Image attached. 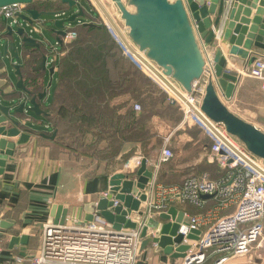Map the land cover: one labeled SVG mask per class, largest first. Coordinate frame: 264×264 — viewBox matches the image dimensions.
Listing matches in <instances>:
<instances>
[{
	"label": "water",
	"instance_id": "95a60500",
	"mask_svg": "<svg viewBox=\"0 0 264 264\" xmlns=\"http://www.w3.org/2000/svg\"><path fill=\"white\" fill-rule=\"evenodd\" d=\"M83 1L92 9L89 0H0V8L11 4L26 6L8 19L1 20L0 80L3 82L0 84V137L3 138H0V168L8 157L13 156L15 149V143L8 142L6 138L18 136L16 144L26 143L31 133L28 123L34 117L48 116L42 109L46 91L35 92L37 77L25 83L23 73L28 71L29 75H37L48 72L49 87L55 70L47 65V61L54 48L62 47L67 23L74 22L78 17L87 19L88 12ZM92 1L115 27L99 0ZM109 1L119 11L125 36L116 30L127 48L142 60L160 83L185 103L187 100L182 92L191 93L192 82L201 76L204 67L199 41L209 47L216 44L212 55L213 80L209 79L204 86L200 111L211 122L221 124L228 136L235 138L248 153L264 164V133L228 111L217 93L219 90L225 99H230L236 83V77L226 71L227 63L244 69L255 59L253 48L264 51V0H126L127 5L134 8L133 12L121 0ZM49 2H58L62 7L53 8ZM66 11L74 12L63 18ZM212 15L215 17L211 20L209 16ZM83 26L95 27L96 24L89 21ZM212 28H220L221 37L218 38ZM46 35L54 38L55 45H50ZM223 43H227L228 49ZM141 54L158 69L145 62ZM10 72L18 78L16 82L11 81ZM164 77H168L170 82ZM55 135L56 130L50 134H39L45 140H54ZM135 174L134 181L128 180L123 173L112 175L110 194L121 204L113 207V202L103 197L84 204L83 222L92 221L93 214L98 213L113 229L118 230L122 225L134 228V224L124 217L128 212L136 211L145 199L140 191L152 177L145 167V160ZM66 215L65 207H53L49 224H64ZM170 217L173 223L159 224L152 218L146 223L141 231L142 237L152 230L154 235L143 240L141 251L155 243V251H162L176 259L184 258L188 246L180 245L181 236L175 234L183 218L182 212L170 207L166 214L160 215L165 221ZM199 234L194 231L188 239L197 240Z\"/></svg>",
	"mask_w": 264,
	"mask_h": 264
},
{
	"label": "built area",
	"instance_id": "2783aa9c",
	"mask_svg": "<svg viewBox=\"0 0 264 264\" xmlns=\"http://www.w3.org/2000/svg\"><path fill=\"white\" fill-rule=\"evenodd\" d=\"M121 1L125 5V1ZM111 4L115 18L118 19L119 11L113 2ZM25 7L23 4H11L0 8V13L8 19ZM103 25L122 54L135 68L160 84L168 94L170 103L182 109L184 119L199 128L210 140L207 162L217 167L218 175L212 179L207 172H200L184 177L178 184L156 183L150 188H147V183L140 191L145 196L144 201L140 202L136 211L128 212L124 217L126 221L134 224V228L122 225L118 230L113 229L98 213H94L92 221L88 222L68 216L64 224H45L39 234V249L30 264H138L143 240L154 235L152 230L142 237V229L151 218L159 224L173 223L172 217L165 221L160 215L166 214L170 205L173 207L174 204L181 207L191 206L197 211L195 214H189L185 210H176L182 212L183 218L178 223L175 234L181 236L180 245H187L188 248L184 258H178L175 264H207L211 257L213 260L210 264H229L233 258L251 255L259 259L264 249V164L248 153L235 138L228 136L221 124L211 122L200 111L204 86L209 79L213 80L214 63L210 49L202 43L203 41H199L204 67L201 76L192 82L191 93L181 91L187 100L185 103L176 98L165 84L160 83L142 60L127 48L117 32L119 29L116 25L115 28L107 20L103 21ZM212 29L218 38L221 37L220 28ZM76 30L77 28L65 27L62 46L77 39ZM56 49H53V55L49 57L47 65L56 66ZM141 57L158 69L143 54ZM244 76L262 81L264 88V56L255 57ZM164 78L170 82L168 77ZM221 98H224L223 94H220L219 99ZM132 108L135 112L141 110L138 103H134ZM160 151L161 163H166L174 157L173 151L167 146ZM144 160L146 167L147 160L144 157L140 154L133 155L123 164L122 169L129 174H135ZM102 197L111 200L113 207L121 204L114 200L110 192L102 194ZM209 200L213 201V205L206 210ZM220 212L223 214L219 215ZM194 231L200 233L197 240L188 239ZM155 247L156 244L152 243L147 245L145 250ZM1 250L2 239L0 252Z\"/></svg>",
	"mask_w": 264,
	"mask_h": 264
},
{
	"label": "crops",
	"instance_id": "0c3cea01",
	"mask_svg": "<svg viewBox=\"0 0 264 264\" xmlns=\"http://www.w3.org/2000/svg\"><path fill=\"white\" fill-rule=\"evenodd\" d=\"M101 1L99 0V2ZM49 4L53 8L62 7V4L58 2H49ZM103 8L123 34L124 27L115 18L112 7ZM92 11L96 13V16L94 18L88 13V22L101 25V22L107 20L100 9L92 7ZM209 17L212 20L215 15ZM2 19L4 17L0 13V32L3 30ZM223 45L228 49L227 43H223ZM207 47L213 55L217 46L213 43L212 47ZM61 49L62 47H58V51L56 50L54 53L58 60L54 66L53 70L55 71L49 87L47 86L48 72L37 75H29L28 71L23 73L25 83H28L30 78L37 77L38 85L35 87V92L46 91L42 109L48 116L34 117L28 123L31 133L26 143L16 144L18 136L6 138L8 142L15 143V149L13 156L8 157L4 161L3 167L0 168V239H2L0 264H30L39 249V234L43 226L49 224V220H51L53 207L63 206L67 209L66 217L72 216L83 221L84 204L96 202L102 197V194L110 192L109 182L112 175L123 173L127 174L128 180L136 179V174H129L124 169L107 173L102 164L96 166L93 164L95 161L87 157L76 159L73 153L66 150L60 151L53 143L55 140H45L39 136L40 133L50 134L53 131L51 120L54 114V103L59 92V74L56 68L60 62L59 52ZM252 52L255 53V57L264 56V51L259 49L253 48ZM51 54L53 55V53ZM250 65L241 69L227 63L226 71L236 77V83H234L230 99L221 98V101L228 111L243 121L253 124L264 133V88L262 81L244 76V72ZM9 77L12 82H16L18 79L11 72ZM2 82L0 80V84ZM217 93L218 96L222 94L219 90ZM168 97L164 98L162 109L172 105ZM172 107H176L178 111L180 118L177 122L172 124L169 118H160L154 114L151 116L153 118L148 121L149 123L147 122L155 130V132H150L153 134L152 138L158 140V146L152 150L150 156L146 157L142 153L140 142H127L121 150L120 156L128 155L130 159L133 155L140 154L147 160L146 168L152 173L147 188L156 183L178 184L184 177L190 174L197 175L200 172H207L212 179L217 178L218 175L217 167L207 162V148L210 145V140L199 128L184 119L182 109L178 105ZM166 146L173 151L174 157L166 163H161L160 150ZM212 205L213 201L209 200L206 210ZM170 207L172 206L170 205ZM173 207L178 211L185 210L189 214L197 213L191 206L181 207L174 204ZM221 214L223 212L219 213V215ZM141 252L138 264H175L177 260L170 255H165L162 251H155V248L144 249ZM263 252L262 250L259 259L251 255L244 258L243 263L264 264ZM237 258L231 259L229 264H243ZM212 260V257L209 258L207 264H210Z\"/></svg>",
	"mask_w": 264,
	"mask_h": 264
},
{
	"label": "rangeland",
	"instance_id": "374dc122",
	"mask_svg": "<svg viewBox=\"0 0 264 264\" xmlns=\"http://www.w3.org/2000/svg\"><path fill=\"white\" fill-rule=\"evenodd\" d=\"M89 1L92 3V7L99 10L95 2H93L92 0ZM123 1H125V7L133 12L134 8L127 5L126 0ZM82 3L86 11L95 18L96 13L92 11L89 4L84 1ZM101 3L103 7H105V9H107V7L111 8L113 6L109 0H102ZM73 12L74 11H66L64 16L62 17L66 18ZM84 21V18L78 17V19H75L74 22L67 23L66 25V27L68 28H77L76 32L78 37L75 41L79 40V35L82 31H80V27L83 25V23H85ZM118 21L122 24V20L120 18H118ZM87 22L88 21L86 19V23ZM101 23V25H103V22ZM34 36L36 35L34 34ZM46 37L48 42L52 46L55 42L54 38L48 35H46ZM75 41L64 44V46H62V49L59 52V61L63 60V58L67 54L66 50H68V46L73 44ZM72 62L73 63H71V65L78 64L73 60ZM61 74L62 81L60 82V90L56 96V100L54 103V114L51 120L53 124V130H56V138L54 139V144L59 148L60 151L66 150L70 153H73L76 159L87 157L95 161V163L93 164H95L96 166L102 164V166H104L105 172L107 173L122 169L123 164L129 159L128 155L120 156L124 144L119 146L120 141L117 143L115 139L119 137V134L125 136L128 135L130 127H132L134 121H138V123L141 124L139 126L140 129H137L134 132L138 133V130H141L140 132L141 134H143V141L142 143L140 142L143 151L142 153L146 157H148L150 156L152 150L156 148V146H158V140L152 138L153 134L150 133L151 131L155 132V130L151 128V124H148V121L153 118L151 117L152 114H154L155 116H160V118L167 117L172 124L177 122L180 118L176 107H172L173 105H170L168 108L162 109L161 105L164 102L163 97H167L168 94L161 88L160 84L154 82L147 75H145L149 79L147 80V83H145L142 77L133 75L132 85L138 89L136 90V92L139 95V100L131 97V95L128 93V91L131 92V90H128V88H126V90L128 91L116 95L112 101H109L110 103L108 104V109L111 111H109L107 115L103 116L104 119L110 116L111 119H113V122L109 123V129L101 128L100 130H97L95 126L88 124V117H84V115H87L89 112H93L96 110L98 113L99 109L101 111H104V109H106L107 107H104L103 104H97L96 106H93V108H88L83 103H81L76 108H73V103H71V84L73 81H75L74 70H72V68L68 66V64L65 65V63H63ZM134 103L140 104L141 110L139 112H135L133 110L134 121H132L130 120V118H126V115L130 110H132V106ZM81 115L85 119H82ZM112 136H115L114 141L109 139ZM150 138L152 139L150 140ZM262 224V236L264 237V220ZM244 258L246 257H238L237 259L240 263H243L245 261Z\"/></svg>",
	"mask_w": 264,
	"mask_h": 264
},
{
	"label": "trees",
	"instance_id": "16d2710c",
	"mask_svg": "<svg viewBox=\"0 0 264 264\" xmlns=\"http://www.w3.org/2000/svg\"><path fill=\"white\" fill-rule=\"evenodd\" d=\"M80 31L79 40L68 46L67 54L63 60H60L56 68L59 74L58 87L62 81V65L63 63L68 64L75 73V81L71 84L73 108L81 103L88 108L103 104L104 107H107L104 111L99 109L98 113L96 110L89 112L84 117H88V124L95 126L97 130L101 128L109 129V123L113 122V119L110 116L106 119L103 117L111 111L108 109L109 101H112L116 95L128 90H131L128 93L132 98L139 100V95L136 92L138 89L132 85L133 75L142 77L145 83L149 79L122 54L103 25H96L95 27L81 26ZM72 60L78 64L71 65ZM165 97H163V100ZM81 117L85 119L82 115ZM126 118L134 121L133 108L127 113ZM140 125L138 121H134L128 135L119 134L117 139H115V136L109 139L112 141L115 139L117 143L120 141L119 146L132 141L142 143L143 134H141V130H138V133L134 132L140 129Z\"/></svg>",
	"mask_w": 264,
	"mask_h": 264
},
{
	"label": "bare ground",
	"instance_id": "6f19581e",
	"mask_svg": "<svg viewBox=\"0 0 264 264\" xmlns=\"http://www.w3.org/2000/svg\"><path fill=\"white\" fill-rule=\"evenodd\" d=\"M171 2L173 1V0H170ZM101 3V2H100ZM102 4V3H101ZM132 9V8H131ZM118 26V25H117Z\"/></svg>",
	"mask_w": 264,
	"mask_h": 264
}]
</instances>
